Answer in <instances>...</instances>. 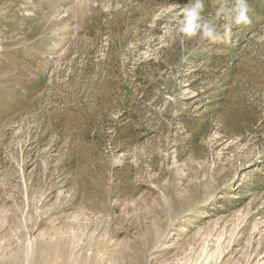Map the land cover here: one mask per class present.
Masks as SVG:
<instances>
[{
    "label": "rangeland",
    "instance_id": "374dc122",
    "mask_svg": "<svg viewBox=\"0 0 264 264\" xmlns=\"http://www.w3.org/2000/svg\"><path fill=\"white\" fill-rule=\"evenodd\" d=\"M188 2L0 0V264H264V0Z\"/></svg>",
    "mask_w": 264,
    "mask_h": 264
},
{
    "label": "clouds",
    "instance_id": "9594fccd",
    "mask_svg": "<svg viewBox=\"0 0 264 264\" xmlns=\"http://www.w3.org/2000/svg\"><path fill=\"white\" fill-rule=\"evenodd\" d=\"M227 4L228 0H223L214 18L205 19L202 15L205 10L204 0H189L182 8V19L169 30V36L179 34L187 39L198 37L209 43H227L233 26H247L251 23L248 0H231L230 7ZM220 20L224 21L222 26L218 23Z\"/></svg>",
    "mask_w": 264,
    "mask_h": 264
}]
</instances>
